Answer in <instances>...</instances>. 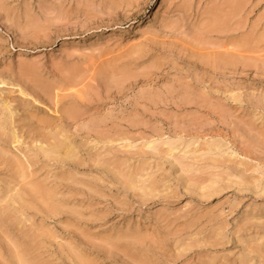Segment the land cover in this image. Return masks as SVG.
I'll return each instance as SVG.
<instances>
[{"label": "rangeland", "instance_id": "obj_1", "mask_svg": "<svg viewBox=\"0 0 264 264\" xmlns=\"http://www.w3.org/2000/svg\"><path fill=\"white\" fill-rule=\"evenodd\" d=\"M0 264H264V0H0Z\"/></svg>", "mask_w": 264, "mask_h": 264}]
</instances>
